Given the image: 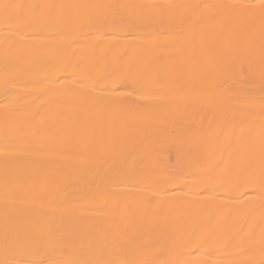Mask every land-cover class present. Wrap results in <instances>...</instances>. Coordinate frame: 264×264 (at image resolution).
I'll use <instances>...</instances> for the list:
<instances>
[{
	"label": "bare ground",
	"instance_id": "obj_1",
	"mask_svg": "<svg viewBox=\"0 0 264 264\" xmlns=\"http://www.w3.org/2000/svg\"><path fill=\"white\" fill-rule=\"evenodd\" d=\"M2 2L232 5L222 39L237 51L227 57L194 54L179 35L187 31L180 21L97 25L72 35L21 33L10 39L21 50L23 66L6 84L0 27V261H118L122 252L107 238L120 239L117 225H125L114 210L121 208L127 209L133 234L164 243L154 257L164 264H242L249 255L244 245L226 241L258 219L264 187L258 168L248 174L241 167L225 179L215 164L225 154L232 124L247 119L258 129L264 120L261 0ZM245 34L254 35V42L243 40ZM124 53L128 59L120 61ZM6 106L9 113L15 108L17 118L23 112L39 115L29 131L17 130L11 117L6 123ZM53 120L69 131L54 134ZM139 206L179 212L162 225L140 218ZM225 218L232 222L219 242L197 251L193 229L198 233L208 220ZM164 229L176 236L168 238ZM54 236L74 248L71 256L53 250ZM155 246L148 244L141 255L152 259Z\"/></svg>",
	"mask_w": 264,
	"mask_h": 264
},
{
	"label": "snow or ice",
	"instance_id": "obj_2",
	"mask_svg": "<svg viewBox=\"0 0 264 264\" xmlns=\"http://www.w3.org/2000/svg\"><path fill=\"white\" fill-rule=\"evenodd\" d=\"M233 7L227 4H189V3H128V4H41V3H9L0 0V27L5 33V53L4 71L5 83L8 82V75L17 68L23 66V55L15 40L11 37L25 36L30 34H43L53 32L72 35L83 28H93L97 25L119 24L122 27L133 25H157L161 22L180 21L186 26L187 31L179 33L182 41L191 46L194 54L203 55L209 51L222 57L231 56L236 53L229 41L223 40L225 33L229 30L226 11ZM247 7L249 10L256 6ZM261 9V87L264 88V0L259 5ZM243 40L254 42V35L245 34ZM87 59V57H85ZM128 53L119 57L120 61H126ZM179 59V58H174ZM126 70L131 72L133 65L129 61ZM170 72L179 74V68H169ZM151 84H140V87H151ZM7 99V98H6ZM6 123L9 117L14 121L17 130H30L31 121L39 113L23 112L17 118L15 108L9 113L6 106ZM50 128L56 135L69 131L66 127H58L56 121L51 122ZM219 135H225L221 132ZM227 144L224 155L216 162L215 167L220 169L224 178L228 179L232 175L238 174L241 167L248 174H254L259 169L261 185L264 187V120L261 121L257 129L252 122L247 119H239L230 126L227 133ZM9 197L6 195V200ZM140 218L150 217L154 222L162 225L168 224V217L179 212V209L164 207L151 208L139 206L137 208ZM114 214H119L121 222L125 225L121 230L117 225V233L120 239L112 236L107 238V244L113 248H119L122 258L117 260L92 259L79 261L75 259H64L52 261V264H164L154 257L164 247V243L157 238L155 242L146 243L139 234H133L130 229L132 221L128 217L127 209L117 208ZM231 218L212 220L206 222V226L196 232L193 229V236L198 239L201 247L212 246L219 242L221 233L228 228ZM198 226V224H197ZM168 238L176 236V232L164 229ZM244 245V250L249 254L242 264H264V204L261 206L259 217L253 218L247 225V229L239 228L234 230L227 238V243L237 241ZM178 243L182 241L177 240ZM148 244L154 247L153 258H144L141 252ZM53 250L59 248L61 252L67 251L71 256L74 248L65 243L62 236H54L51 239ZM7 246V237H6ZM0 264H20L19 261L6 257ZM29 264H46L44 259L31 261ZM168 264H179L168 262Z\"/></svg>",
	"mask_w": 264,
	"mask_h": 264
}]
</instances>
